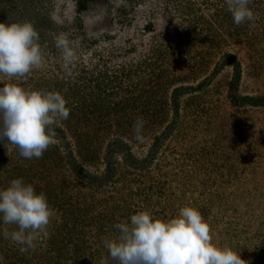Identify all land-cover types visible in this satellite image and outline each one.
Instances as JSON below:
<instances>
[{"label":"rangeland","instance_id":"1","mask_svg":"<svg viewBox=\"0 0 264 264\" xmlns=\"http://www.w3.org/2000/svg\"><path fill=\"white\" fill-rule=\"evenodd\" d=\"M250 7L255 22L236 26L225 0H0V22H34L44 53L0 87L60 91L70 109L40 159L0 142V189L22 178L55 210L25 253L0 217V264H99L113 225L183 206L264 264V0ZM61 33L80 41L67 70Z\"/></svg>","mask_w":264,"mask_h":264},{"label":"clouds","instance_id":"2","mask_svg":"<svg viewBox=\"0 0 264 264\" xmlns=\"http://www.w3.org/2000/svg\"><path fill=\"white\" fill-rule=\"evenodd\" d=\"M252 2L225 0L236 26L255 22ZM54 39L62 67L67 70L77 59L80 41L69 39L65 33ZM39 41L32 21L0 22V76L21 81L34 68L41 67L44 53ZM69 115L67 100L60 91L26 89L18 82H5L0 87V142L13 145L25 159L42 158L56 143V127ZM144 125L143 117H137L133 124L138 142L144 140ZM54 215L46 194L38 193L22 178L0 189V217L4 225L15 226L11 231L6 229L4 237L19 245L21 253L35 251L39 237L48 235ZM113 227L117 232L103 239L108 255L99 264H246L232 247L213 241L209 221L194 206L181 207L169 219L139 211L130 216V223Z\"/></svg>","mask_w":264,"mask_h":264}]
</instances>
